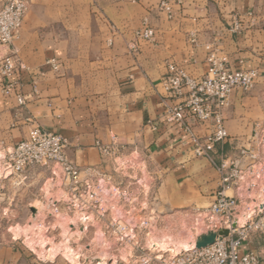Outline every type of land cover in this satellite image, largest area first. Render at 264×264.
Wrapping results in <instances>:
<instances>
[{"label": "crops", "instance_id": "1", "mask_svg": "<svg viewBox=\"0 0 264 264\" xmlns=\"http://www.w3.org/2000/svg\"><path fill=\"white\" fill-rule=\"evenodd\" d=\"M160 2L27 0L12 42L25 65L18 89L4 94L0 77L1 146L9 149L21 141L33 121L62 136L67 158L83 168L100 164L97 141H115L123 154L135 153L148 165L156 180L153 201L157 199V206L166 213L186 204L189 191L191 203H210L219 174L205 157L192 153L177 126L166 122L164 102L169 100L164 99L161 77L168 62L183 66L193 76L203 75L207 68L204 44L218 34L230 67L257 68L261 75L255 87L263 83L264 0H167L172 8L170 18ZM248 8L257 14L258 27L230 33L229 13ZM143 18L153 26L155 36L152 41H137L132 51L129 44ZM189 32L195 33V46L189 42ZM17 93L26 96L22 107L17 104ZM252 94L232 92L223 111L229 135H248L252 123L260 119L262 108L257 100L261 95L258 91ZM194 131L201 135L206 128L195 124ZM233 145L231 139L217 146V163L224 154H233ZM30 199L29 194L20 193L12 204L4 205L10 203L11 209L19 203L21 207ZM177 212L165 217L176 218ZM249 249L262 251L259 242L252 240L242 246V250ZM26 257L4 234L0 236V264H33ZM259 264H264V255Z\"/></svg>", "mask_w": 264, "mask_h": 264}, {"label": "built area", "instance_id": "2", "mask_svg": "<svg viewBox=\"0 0 264 264\" xmlns=\"http://www.w3.org/2000/svg\"><path fill=\"white\" fill-rule=\"evenodd\" d=\"M27 6V0H0V47L3 50L0 77L4 94L18 89L21 71L25 69L12 42ZM160 8L168 18L172 16L167 0L160 2ZM258 25L257 14L248 8L229 13L227 30L238 34ZM217 35L204 44L207 68L203 75L193 76L183 66L168 62L161 77L164 99L169 100L164 102L166 122L177 126L180 137L190 144L192 153L205 157L219 174L213 200L194 209L190 235L194 245L179 250L173 246L164 249L162 239L154 237L157 217L148 209L149 186L141 172L125 173L126 170L131 172L134 164L129 160L118 161L122 147L115 141L109 144L97 141L100 164L81 168L67 158L64 152L67 143L62 136L30 121L21 141L9 149L0 144V184L11 181L13 186H25L36 182L40 184L36 195L40 206L34 207L36 211L57 213L61 209L64 217L73 218L70 226L77 225L82 231L91 224L99 225L96 243L104 240L102 242L112 252L109 257H115L114 263L112 258L108 260L109 264H259L264 255V208L261 209L264 201V115L252 123L248 135L234 137L226 131L223 111L235 89L252 90L261 74L257 68L232 69ZM154 36L153 26L143 18L134 31L130 50L137 49V41H152ZM188 39L190 44L196 45L194 32L188 33ZM50 62L56 69L54 60ZM16 101L22 107L26 96L17 93ZM195 124L205 126L206 132L197 134ZM231 139L234 140L233 154H224L217 163L215 149ZM108 167L110 172L106 170ZM43 186H46L45 191ZM58 189V196H49L48 193ZM9 204L0 208V232L4 231L3 225L10 222L6 209ZM243 217L245 226L240 223ZM221 229H227L228 234L219 236L217 233ZM6 232L10 244L23 243L25 237L21 238L16 230L11 231L10 226ZM208 232L217 234L215 241L197 248V238ZM252 239L259 242L262 251L242 250L243 244ZM125 250L128 255L122 257ZM57 255L60 254L46 258L52 260ZM99 259V255L93 253L90 260L100 262Z\"/></svg>", "mask_w": 264, "mask_h": 264}, {"label": "rangeland", "instance_id": "3", "mask_svg": "<svg viewBox=\"0 0 264 264\" xmlns=\"http://www.w3.org/2000/svg\"><path fill=\"white\" fill-rule=\"evenodd\" d=\"M162 1V0H161ZM165 1V0H164ZM95 14V11H94ZM150 23V22H149ZM241 93V96H253V92L258 91L260 93V98L257 100L258 104L261 106L262 111L259 114L258 118H262L264 115V82L261 83L260 85H258L257 87H254L252 90L244 92L240 89H238ZM252 94V95H251ZM257 104V105H258ZM127 160H129L133 165V170L131 172H129V170H126L125 173H132V175H136L139 172L142 173V177L146 182V185L149 186V192H150V200L148 202V209L152 211L153 215L157 217V225H156V230L154 229V233H157L158 236L161 234L160 232H170V233H176L179 234L181 236H186V237H190L191 235V228H192V215L194 212V209L196 208L195 206H205L207 205L209 202L208 201H202V202H195L191 203L193 201V194L189 191V195H188V202L186 204H182L180 207H176L173 210L169 211L166 213V210L163 211L162 208H160L159 206H157V199L155 201H153L152 196L155 195V190H156V180L154 179V177H152V174L150 172V168L148 167V165L146 163H144V161L135 153H130L128 154H120L119 155V160L118 161H122V162H126ZM125 165V164H124ZM126 165H128L126 163ZM109 168V167H108ZM107 168V169H108ZM106 169V170H107ZM107 171H111V168H109ZM6 183V184H5ZM36 182L32 183L31 185H25V186H13L11 184V181L7 182V181H3V183L0 184V186H2V184H5L2 189L0 190V208L7 206V204L4 205L5 202H9V200L11 201V204L14 202L15 196L19 195L20 193H27L29 194V198H31L30 200H26L23 201L21 204H23L24 206L18 207L17 205H13L10 208H6L8 210V217L10 218V222L6 223L3 225L4 227V231L0 232V236L2 234H4V237H8V234L6 232V228L8 226L11 227V231L12 230H16V233L21 235V238L24 237L23 232L21 229H19L18 227H26L27 225H33L32 226V233H30L29 237L31 238H35L37 240V236H41V237H45L47 239H49L50 241H52L53 243H55L56 245L62 244V241L65 242V238L67 239L68 244L75 250L80 252V259H79V263L80 264H94V263H98L95 262V260H90L91 259V255H99L101 256V251L102 252H106L107 257H109L111 254H109L111 251L108 249V246L105 245H101L99 246V244L96 243V235H98L100 233V226L97 225L96 227L93 226V224L90 225V227H88L85 231H82L81 228H79L77 225L74 226H70L72 231L75 230V228H78V230L80 231L79 234H69V236L65 237L62 234V230L61 227L57 224V218L60 216H65L63 214V210H58V212H53L50 211L49 213L47 211L42 210L41 213L39 215H36V213L38 212V210L32 214L31 210H30V205L33 207H39L40 206V202L38 201V186L40 184H35ZM10 188V191H8V189ZM43 190L45 191L46 186L42 187ZM218 189V185L216 190ZM48 190V189H47ZM215 190V191H216ZM5 191V194H2V192ZM9 193V196H8ZM55 193V192H54ZM52 193V194H54ZM229 193V192H227ZM11 196V197H10ZM8 197V198H7ZM56 197V196H55ZM190 200V202H189ZM29 205V206H28ZM161 212L158 215V212ZM177 212L176 218L174 215L173 219H169V217H165L168 214ZM33 215V217H32ZM151 216V215H150ZM21 218V220L16 221V219ZM71 220L73 218L69 217ZM159 220H161V222H159ZM73 222V221H72ZM69 225L71 224V221L68 222ZM176 224V225H175ZM16 226V229H14L13 227ZM21 231V232H20ZM71 231V230H70ZM156 234V236H157ZM175 236V235H174ZM25 238H23V243L22 242H18L16 247H18V249L23 253L27 255V259L29 260H33L32 263L33 264H71L70 261L66 260L65 257L61 256V255H57L55 259H49L46 258L47 256L51 257V251H49V249H51V245L49 242H47L44 245V252L42 255H39V250L40 247L36 244H29L26 243V241H24ZM253 242L256 243V239H252ZM49 244V245H48ZM34 246V247H33ZM50 246V247H49ZM46 247H49V249H46ZM106 249V250H105ZM97 253V254H96ZM112 253V252H111ZM119 255V253L117 254ZM41 257V258H40ZM108 263V261H107ZM74 264V263H72ZM118 264H126L124 262H118Z\"/></svg>", "mask_w": 264, "mask_h": 264}, {"label": "bare ground", "instance_id": "4", "mask_svg": "<svg viewBox=\"0 0 264 264\" xmlns=\"http://www.w3.org/2000/svg\"><path fill=\"white\" fill-rule=\"evenodd\" d=\"M59 192L60 191L58 189V190L55 191L54 194H52V193H48V194H49V196H58ZM40 213H41V210H38L36 215H39ZM70 221L72 223L73 219L71 220L69 217L60 216V217L57 218V224L61 227V230H62L61 232H62L64 238L67 235L69 236V234H73V233L79 234L80 233V231H79L80 229L78 230V228H75V230L72 231V229H71V227H70V225L68 223ZM32 226L31 225H27L24 228L23 227L22 228L18 227V228L22 230L23 235L25 237V241H26V243H28V245L32 243V244H36V245H38L40 247V250L38 252L39 255L43 254V252L45 251L44 250L45 249L44 245L47 242H49L50 245H51V247H50L51 249H49V251H51V254H50L51 256L57 253V254H60L61 256L65 257L71 263L80 264L79 263L80 252L75 250V249H73L68 244L66 238H65V242L62 241V244H59V245H56L55 243H53L49 239H47L45 237H41V236H37V240H36L35 238L29 237L30 233H32V229H33ZM154 229L156 230V228H153V230ZM160 233L161 234L158 236L157 233L153 232V235H154V237H158V238L162 239V246L164 247V249H166L169 246H173L175 249L179 250V249L187 248V247H190V246L194 245V240L192 238H190V237L189 238L186 237V236L184 237V236H181L179 234L170 233V232H167V231L163 232V234H162V232H160ZM156 234H157V236H156ZM102 241H104V240H102ZM102 241L99 243V246H100V244L104 245V243ZM97 244H98V242H97ZM125 255H128V251H126V250L124 252L122 251L121 256L125 257ZM99 257H100V259H99L100 262L94 263V264H109V262L107 263V261L109 259H111V258H112V263L115 262V257H107L106 252H102L101 251V256H99Z\"/></svg>", "mask_w": 264, "mask_h": 264}, {"label": "water", "instance_id": "5", "mask_svg": "<svg viewBox=\"0 0 264 264\" xmlns=\"http://www.w3.org/2000/svg\"><path fill=\"white\" fill-rule=\"evenodd\" d=\"M29 208H30L32 214H34L36 212V209L34 207L30 206ZM263 208H264V201L261 205V209H263ZM32 217H33V215H32ZM240 223L242 226H245L246 221H245L244 217L242 218ZM217 234L219 236H226L228 234V230L227 229H221L218 231ZM217 234L215 232H208V234L200 235L196 240V247L202 248V247H205L207 245L212 244L215 241Z\"/></svg>", "mask_w": 264, "mask_h": 264}]
</instances>
